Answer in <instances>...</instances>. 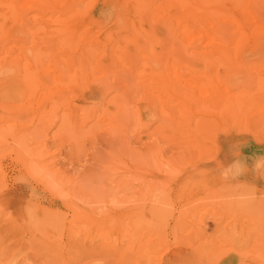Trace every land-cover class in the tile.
I'll list each match as a JSON object with an SVG mask.
<instances>
[{"label":"rangeland","instance_id":"obj_1","mask_svg":"<svg viewBox=\"0 0 264 264\" xmlns=\"http://www.w3.org/2000/svg\"><path fill=\"white\" fill-rule=\"evenodd\" d=\"M20 1H0V264H264V0H227L247 42L224 55L166 42L162 0Z\"/></svg>","mask_w":264,"mask_h":264},{"label":"bare ground","instance_id":"obj_2","mask_svg":"<svg viewBox=\"0 0 264 264\" xmlns=\"http://www.w3.org/2000/svg\"><path fill=\"white\" fill-rule=\"evenodd\" d=\"M1 1V0H0ZM14 1V0H13ZM20 1V0H19ZM22 1V0H21ZM20 1V2H21ZM28 1V0H27ZM57 0H29V7L30 8H32V9H35V11L37 10L38 12H47V11H49V9L51 10V12L52 13H55L56 11H58L56 8L57 7H59V6H56V8H55V5H54V3L56 2ZM63 1V0H62ZM67 1V0H66ZM78 1V0H77ZM76 1V2H77ZM93 1V0H92ZM115 1V0H114ZM124 1V0H123ZM130 1V0H129ZM132 1H134V0H132ZM152 2H153V0H151ZM163 2L160 4V3H158V4H160V6H161V8H163V9H165V8H168V6L171 8H168V9H170V14H168L167 16H166V18H164V17H162V19L164 18V22L162 21V23H159L160 25H163V23H164V29H165V31H166V36H167V39L169 38L170 40L169 41H166V42H170V44H173L174 42V38L177 40V43L179 44V45H188L190 48H191V46H193L192 47V49H195L196 48V46L198 45V48H200L199 47V45H204V47L206 46V47H213V49L214 48H216V50H217V48L220 50V48H222V47H226L227 48V46H228V49H229V47H231L232 45H234V42H236V43H239V42H241L242 43V41H243V43L246 41L247 42V39L244 41V39H238L237 41L236 40H234L233 39V37H235V36H233L234 35V33L236 32V31H231L232 29H235V30H238L237 31V33H239L238 35H242V37L244 38V37H246V35H245V31H244V29H242V27H241V24H239L238 22H237V20L234 18V15H233V17L231 16V14L229 13V11L231 10H228L230 7L232 8L233 6H235V1L234 0H228V1H230V4H232V5H230V4H228L227 2V0H162ZM231 1H234V2H231ZM240 1V0H239ZM242 1H244V0H242ZM247 1V0H246ZM7 2V4L5 5L4 3H6ZM12 3V0H9V1H4L3 0V3L2 4H4L5 6H7V7H10V10H12L11 9V6H13V5H10L11 3ZM58 2H60V1H58ZM65 2V1H64ZM79 2V1H78ZM138 2V1H137ZM139 2H140V0H139ZM145 2V1H144ZM156 2V1H155ZM8 3H9V5H8ZM22 3V2H21ZM28 3V2H27ZM26 3V4H27ZM66 3V4H65ZM65 3H61L62 5H64L65 7H67V6H69V7H73V4L75 3V0H74V2L72 1V0H68V3L67 2H65ZM121 3V2H120ZM141 3H142V1H141ZM151 3V2H150ZM154 3V2H153ZM235 3V4H234ZM243 3V2H242ZM244 3H246V2H244ZM2 4H0V5H2ZM12 4H14V2L12 3ZM17 4V3H16ZM15 4V5H16ZM22 4H24V3H22ZM77 5H78V3H76ZM131 4V3H130ZM140 4V3H139ZM145 4V3H144ZM25 5V4H24ZM57 5V4H56ZM76 5V8H69V11H67L66 13H68V12H70V13H68V15L70 14V17L69 18H73L74 16H76V15H78V17H79V14H82V13H84V14H86V10H84V12H82V13H80V6H77ZM85 5V4H84ZM134 5V4H133ZM136 5V4H135ZM153 5V4H152ZM155 5V4H154ZM242 5V4H241ZM240 5V6H241ZM246 5H247V3H246ZM87 6V5H86ZM89 6H90V3H89ZM131 6V5H130ZM155 6H157V4L155 5ZM239 6V7H240ZM248 6V5H247ZM77 7H79V10H77ZM114 7V6H113ZM118 7V6H117ZM116 7V8H117ZM180 7V8H179ZM236 7V6H235ZM83 8V7H82ZM136 8H138V7H136ZM151 8H152V6H151ZM155 8H157V7H155ZM242 8V7H241ZM247 8V7H246ZM4 9V8H3ZM68 9V8H67ZM71 9V10H70ZM88 9V8H87ZM122 9V8H121ZM127 9V8H126ZM139 9V8H138ZM142 9V8H141ZM144 9V8H143ZM244 9V8H243ZM243 9H241L242 10V12H243ZM249 9V8H248ZM5 10V9H4ZM47 10V11H46ZM115 10V9H114ZM140 10V9H139ZM166 10V9H165ZM235 10V9H234ZM245 10V9H244ZM250 10V9H249ZM6 11H7V9H6ZM9 11V10H8ZM122 11V10H121ZM159 11V10H158ZM240 11V10H239ZM3 12V11H2ZM11 12L12 11H10V14H11ZM118 12V11H117ZM133 12V11H132ZM136 12V11H135ZM139 12V11H138ZM141 12V11H140ZM237 12V11H236ZM235 12V13H236ZM241 12V13H242ZM51 13V14H52ZM57 14L58 13H60V14H62L63 13V11H61V10H59L58 12H56ZM55 13V14H56ZM65 13V12H64ZM161 13H162V15L164 16V13L161 11ZM1 14V13H0ZM4 14V13H3ZM83 14V15H84ZM113 14V13H112ZM167 14V13H166ZM5 15V14H4ZM4 15H1L2 16V18H3V16ZM132 15V14H131ZM134 15H136V14H134ZM159 13H158V17H159ZM240 15V14H239ZM60 16V15H59ZM82 16V15H81ZM80 16V17H81ZM133 16V15H132ZM142 16V15H141ZM5 17H6V15H5ZM65 17H66V15H65ZM157 17V16H156ZM160 17H161V15H160ZM62 18V17H61ZM61 18H59L60 20L59 21H62V19ZM75 18H77V17H75ZM82 18V17H81ZM135 18H136V16H135ZM240 18V17H239ZM64 19V18H63ZM78 19V18H77ZM77 19H75V20H73V21H75V22H77L78 20ZM115 19V18H114ZM137 19V18H136ZM160 19V18H159ZM159 19H156L157 21H156V23L157 22H159L160 20ZM161 19V20H162ZM241 19V18H240ZM77 20V21H76ZM81 20V22H82V19H80ZM138 20V19H137ZM141 20V19H140ZM139 20V21H140ZM154 20H155V18H154ZM159 20V21H158ZM65 21H67V20H65ZM130 21H131V19H130ZM129 21V22H130ZM136 21V20H135ZM242 21V20H241ZM240 21V22H241ZM70 22H71V20H70ZM84 22V21H83ZM104 22V21H103ZM132 22V21H131ZM141 22V21H140ZM61 23V22H60ZM63 24H64V22H62ZM67 23V22H66ZM65 23V24H66ZM68 23H69V21H68ZM74 23V22H73ZM73 23H72V25H73ZM77 23H79V22H77ZM139 23V22H138ZM142 23V22H141ZM152 23H155V21H153ZM244 23V22H243ZM65 24H64V26H65ZM70 24V23H69ZM82 24H84V23H82ZM98 24V23H97ZM130 24V23H129ZM132 24V23H131ZM137 24V23H136ZM140 24V23H139ZM138 24V25H139ZM62 25V24H61ZM78 25V24H77ZM77 25H76V27H77ZM86 25V24H85ZM135 25V24H134ZM136 26V27H140V26ZM64 26H62V27H64ZM67 26V25H66ZM70 26H71V24H70ZM69 26V27H70ZM82 26V25H81ZM87 26V25H86ZM69 27H67V29H69ZM133 27V26H132ZM131 26H130V28H132ZM72 28H75V25H74V27H72ZM72 28H70V29H72ZM79 28V27H78ZM150 28H151V26H150ZM65 29V28H64ZM70 29H69V31H70ZM82 29H84V26L82 27ZM114 29V28H113ZM135 29V28H134ZM138 29L139 28H137L136 29V31H138ZM75 31H76V29H75ZM77 31H79V29H77ZM111 31H112V29H111ZM110 31V32H111ZM116 31H117V29H116ZM132 31H133V29H132ZM135 31V32H136ZM72 32H73V29H72ZM72 32L70 31L69 33H71L72 34ZM134 32V31H133ZM138 32H141L140 31V29H139V31ZM150 32V31H149ZM148 32V33H149ZM233 32V33H232ZM76 33V32H75ZM74 33V34H75ZM82 33V32H81ZM84 33V32H83ZM113 33H115V32H113ZM77 34V33H76ZM108 34V33H107ZM141 34V33H140ZM236 34V33H235ZM237 35V34H236ZM138 36V35H137ZM148 36V35H147ZM150 36H152V35H150ZM165 36V35H164ZM239 36V37H240ZM106 37V36H105ZM118 37V36H117ZM238 37V38H239ZM111 38V37H110ZM136 38V37H135ZM144 38V37H143ZM152 38V37H151ZM249 38V37H248ZM71 39V38H70ZM106 39V38H105ZM116 39V38H115ZM145 39V38H144ZM236 39V38H235ZM252 39V42H253V38H251ZM107 40V39H106ZM111 40H113V39H111ZM128 40V39H127ZM127 40H124V41H126L127 42ZM137 40V39H136ZM152 40H153V38H152ZM171 40H172V42H171ZM241 40V41H240ZM114 41V40H113ZM147 40H145V42H146ZM151 41V40H150ZM249 41V40H248ZM115 42H116V40H115ZM114 42V43H115ZM117 42H118V40H117ZM122 42V41H121ZM125 42V43H126ZM245 42V43H246ZM104 43V42H103ZM110 42H108V44H109ZM122 43H124V42H122ZM149 43V42H148ZM151 43V42H150ZM116 44V43H115ZM120 44V43H119ZM112 45V44H111ZM152 45V44H151ZM154 45V44H153ZM179 45H175L176 47L177 46H179ZM114 46V45H113ZM194 46H195V48H194ZM122 47H124V45L122 46ZM188 47V48H189ZM205 47V48H206ZM178 48V47H177ZM183 48V50H184V47H182ZM210 48H209V50H210ZM115 49V48H114ZM117 49V48H116ZM185 49H187V47L185 46ZM225 48H222V52L221 53H223V50H224ZM123 50V48L121 49V51ZM208 49H206V51H207ZM212 50V49H211ZM216 50H214L215 52H217ZM219 50H218V52H219ZM3 51V50H2ZM117 51H118V49H117ZM185 51V50H184ZM183 51V52H184ZM214 51H210L212 54H214L213 52ZM225 51V50H224ZM201 52V51H200ZM220 52H219V54H214V57H211V60L213 61V59L216 57H221L222 55H224V53L222 54V55H220ZM226 52V51H225ZM229 52H230V50H229ZM1 53V52H0ZM194 52H192L191 54H193ZM209 52H207V54H208ZM227 53V52H226ZM206 54V53H205ZM204 54V55H205ZM227 54H229V53H227ZM208 55H210V53L208 54ZM207 55V56H208ZM217 55V56H216ZM218 55H220V56H218ZM5 56V55H4ZM212 56V55H211ZM216 58H215V60H216ZM223 59L225 58V56L224 57H222ZM222 58H220L221 60H222ZM227 58H229L230 59V57H227ZM9 59V58H8ZM7 59V60H8ZM205 60L206 59H208V58H204ZM210 59V58H209ZM219 59V58H218ZM4 60H5V57H4ZM9 60H11V59H9ZM8 60V61H9ZM7 61V62H8ZM210 61V60H209ZM218 61V60H217ZM14 63H16L15 61H13ZM215 62V61H214ZM221 62V61H220ZM219 62V63H220ZM223 62H224V60H223ZM223 62H221V63H223ZM0 63H3L2 61H1V59H0ZM9 63V65H11V64H13V63H11L10 64V62H8ZM216 63V62H215ZM228 63V62H227ZM224 65H225V62L223 63ZM30 65V64H29ZM0 67H1V65H0ZM16 67V66H15ZM21 67V66H20ZM20 67H19V71H20ZM30 69V68H29ZM18 70V69H17ZM26 70V69H25ZM24 71V70H23ZM15 72V71H14ZM27 72H29V71H27ZM27 72H26V74H27ZM17 73H19V72H17ZM1 74V73H0ZM6 74V73H5ZM25 74V73H24ZM7 75V74H6ZM16 75H18V74H16ZM15 75V76H16ZM72 75V74H71ZM19 76V75H18ZM23 76V75H22ZM29 76V75H28ZM30 76H32V75H30ZM24 77V76H23ZM33 77V76H32ZM73 77V79L75 80V81H77V85L79 86V85H81V82L80 81H82V84H83V80L81 79V78H75L73 75L72 76H70V78H72ZM8 78V77H7ZM12 78V77H11ZM15 79V78H14ZM13 79V80H14ZM18 79H19V77H18ZM21 79V78H20ZM61 79V78H60ZM22 81H23V78L21 79ZM27 80V79H26ZM32 80V79H31ZM5 81V80H4ZM4 81H2L1 80V82H4ZM17 81H19V80H17ZM17 81H16V83H17ZM33 81V80H32ZM55 81V80H54ZM13 82H15V80L13 81ZM10 83V82H9ZM16 83H15V85H16ZM27 83V82H26ZM53 83H55V82H53ZM59 83H62V80H61V82H59ZM59 83L57 84L56 83V86L57 85H59ZM27 84H29V83H27ZM63 84V83H62ZM61 84V85H62ZM20 85V84H19ZM30 85H31V83H30ZM60 85V86H61ZM64 85V84H63ZM76 85V86H77ZM54 86H55V84H54ZM60 86H58V87H60ZM72 86H75V85H72ZM76 86H75V88H76ZM83 86V85H82ZM8 87H10V86H8ZM7 87V85H6V88H5V86H4V88H5V90L8 88ZM20 87V86H19ZM23 87V86H22ZM0 88H3V87H0ZM21 88V87H20ZM30 88H34V87H32V85L29 87V89ZM68 88V87H67ZM78 88V87H77ZM76 88V89H77ZM79 88H81L80 86H79ZM23 89V88H22ZM25 89V88H24ZM28 89V90H29ZM58 89V88H57ZM4 92H6L7 90H9V89H7L6 91L4 90V89H2ZM1 89H0V91H2ZM31 90H33V89H31ZM2 91V92H3ZM25 91H26V89H25ZM30 91V90H29ZM29 91H28V97H31L30 95L32 94V96H33V94H35V93H33L32 91H30V93H29ZM58 91V90H57ZM60 91V90H59ZM80 91H81V89H80ZM72 92V91H71ZM77 92V91H76ZM79 92V91H78ZM122 93V92H121ZM125 93H126V90H125ZM125 93L123 92L122 94L125 96V97H128V96H126L125 95ZM1 95V94H0ZM4 95V94H3ZM26 95V94H25ZM5 96V95H4ZM3 96V97H4ZM7 96V95H6ZM74 96V95H73ZM81 96V95H80ZM27 96H26V98H28ZM76 97V96H75ZM78 97V96H77ZM0 98H1V96H0ZM21 98V96L19 97V99ZM29 99H32V98H28V100ZM112 99H115V100H117L118 99V95H114L113 97H112ZM3 100V99H2ZM27 100V99H26ZM25 101V100H24ZM23 101V102H24ZM33 101H34V99H33ZM32 103V102H31ZM34 103H35V101H34ZM36 104V103H35ZM34 104V105H35ZM39 104V103H38ZM28 106V105H27ZM36 106H38V105H36ZM82 106V105H81ZM81 106H80V108H81ZM6 108V107H5ZM4 108V109H5ZM8 108H10V107H8ZM83 108V107H82ZM7 109V108H6ZM19 109V108H18ZM23 109H24V107H23ZM22 109V110H23ZM29 109V108H28ZM40 109V108H39ZM69 109V108H68ZM9 110V109H8ZM21 110V109H20ZM20 110H18V111H20ZM22 110L20 111V112H22ZM34 110V109H33ZM69 110H71V109H69ZM82 110V109H81ZM14 111H16L15 109H14ZM32 111V110H31ZM84 111V110H83ZM3 112V111H2ZM6 113H9V112H7L6 111ZM12 113V112H11ZM14 113V112H13ZM16 113H18V112H15V114ZM36 113H37V111H36ZM69 113V112H68ZM15 114H13V115H15ZM38 114V113H37ZM70 114V113H69ZM9 115H11L10 113H9ZM8 115V116H9ZM66 115H67V113H66ZM64 115V118H62V120L63 121H65V124H63V122H62V125H61V127H63L64 129L65 128H67L66 127V125L67 124H71V117L73 118L74 116H72L71 114H70V117H69V115ZM10 117V116H9ZM75 118V117H74ZM13 119V118H12ZM15 120V119H14ZM6 121V120H5ZM16 121V120H15ZM0 123H2V122H0ZM5 123V122H4ZM4 123H3V125H4ZM15 123H13L12 125H14ZM1 125V124H0ZM67 126H69V125H67ZM0 127H4V126H0ZM19 127V126H18ZM45 127V126H44ZM6 128H8L9 129V127H6ZM62 129V128H61ZM19 130V129H18ZM25 130V129H24ZM35 130H37V129H34V132H35ZM66 130V129H65ZM45 131V130H44ZM63 131V130H62ZM61 131V132H62ZM8 132H9V130H8ZM5 133V132H4ZM6 133H7V131H6ZM17 133V132H16ZM19 133V132H18ZM17 133V134H18ZM24 133V132H23ZM22 133V134H23ZM27 133V132H26ZM40 133H41V130H40ZM10 134V133H9ZM8 134V135H9ZM28 134H30V133H28ZM44 134V133H43ZM46 134V133H45ZM4 135V136H3ZM8 135H5V134H2L1 135V137L3 138V137H5V138H7L8 137ZM14 135V134H13ZM20 135V134H19ZM39 135H42V134H39ZM55 135V133L53 134V136ZM62 135V134H61ZM60 135V136H61ZM16 136V135H15ZM26 136H27V134H26ZM32 136V135H31ZM18 136H16L15 138H17ZM20 137V136H19ZM37 137V136H36ZM35 137V138H36ZM45 137V136H44ZM55 137V136H54ZM25 137H23L22 138V141L23 140H26V141H24V143L26 142V143H28L29 141L27 140V139H24ZM30 137H28V139H29ZM35 138H34V140H31V141H34L35 142V146H34V144L33 143H31V142H29V143H31L30 145H29V143H28V145L27 144H25V145H23L22 143H20V144H22V146H26L27 145V147H26V149H28V151L31 153V151L33 152L35 149H33V148H35L36 147V144L37 143H39V140H38V138H37V141H35ZM40 138H41V136H40ZM61 138V137H60ZM4 139V138H3ZM2 139V140H3ZM45 139H48V138H45ZM56 139V138H55ZM1 140V139H0ZM57 140V139H56ZM4 141H6V140H4ZM14 141V140H13ZM28 141V142H27ZM56 143V142H55ZM19 144V145H20ZM42 144V143H41ZM40 144V145H41ZM44 144V143H43ZM46 144V143H45ZM37 145H39V144H37ZM21 145H20V147L22 148V151H23V155H25V156H27V157H29L30 155H29V153L26 151V149L25 148H23ZM31 146L33 147L32 149H31ZM46 146L45 145H43V147H41L40 149H41V151H42V148H44L45 150L47 149V148H45ZM31 150H30V149ZM39 148V147H38ZM38 148H36V149H38ZM40 149H38L39 150V154H40ZM43 149V150H44ZM26 152H27V154H26ZM36 152H37V154H36ZM35 153H31L32 155V157L34 156L35 158H37V155H39L38 154V151H36ZM44 152V151H43ZM48 152V151H47ZM42 153V152H41ZM49 153V152H48ZM36 154V155H35ZM44 154H45V152H44ZM50 154V153H49ZM29 155V156H28ZM30 156V157H31ZM43 155L41 154V156H38L39 158L38 159H40V157H42ZM21 157V156H20ZM29 157V158H30ZM38 159H36V160H38ZM43 158H41L40 159V161L42 160ZM35 160V164H36V162H38V161H36ZM30 161H31V158H30ZM29 162V161H28ZM27 162V163H28ZM26 163V162H25ZM34 164V167L33 168H31V167H29V169L31 168V170H30V172H32L33 171V173L32 174H34V173H37L36 175H35V177L39 174V172H41L42 174H44V178H47V177H49V180L50 179H54L55 181H56V178L60 175L59 174V172H60V169H55V170H52L51 168L53 167V163H52V167L51 168H49V169H45L44 167L42 168L40 165H39V167H38V165H35ZM42 164V163H41ZM43 165V164H42ZM45 165H47V164H45ZM1 169V168H0ZM2 170V169H1ZM41 170V171H40ZM40 175V174H39ZM42 176V175H41ZM46 176V177H45ZM38 177H40V176H38ZM79 177V176H78ZM80 178V177H79ZM43 180V179H42ZM46 180V185L48 186V184H51V183H49V181L47 180V179H45ZM75 180H76V178H75ZM74 180V181H75ZM45 182V181H44ZM48 183V184H47ZM53 183H56V182H53ZM59 182H57L56 184L57 185H59L58 184ZM70 184L68 185V188L67 189H79L80 187V184H77L76 183V181H75V184H74V182H73V180H70V182H69ZM80 183H81V181H80ZM82 183H84V182H82ZM82 183H81V185H82ZM62 182L60 183V185L58 186V187H62ZM66 184H68V183H66ZM63 185H65V184H63ZM84 186V184L82 185V187ZM56 187V186H55ZM58 187H56L57 189H60V188H58ZM81 187V189H84V187L82 188ZM55 188V189H56ZM45 212V211H44ZM46 215H47V213H46ZM35 216H33V218H34ZM88 217V216H87ZM90 217V216H89ZM36 218V217H35ZM34 220H36V219H34ZM37 221V220H36ZM26 229H29V228H26ZM22 231V230H21ZM26 231H29V230H26ZM22 233V232H21ZM28 234H29V232H28Z\"/></svg>","mask_w":264,"mask_h":264}]
</instances>
